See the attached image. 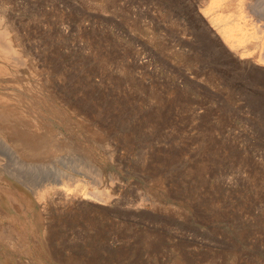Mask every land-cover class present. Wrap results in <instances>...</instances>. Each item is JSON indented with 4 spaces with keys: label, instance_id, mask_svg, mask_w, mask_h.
Returning a JSON list of instances; mask_svg holds the SVG:
<instances>
[{
    "label": "rangeland",
    "instance_id": "1",
    "mask_svg": "<svg viewBox=\"0 0 264 264\" xmlns=\"http://www.w3.org/2000/svg\"><path fill=\"white\" fill-rule=\"evenodd\" d=\"M263 1L0 0V264H264Z\"/></svg>",
    "mask_w": 264,
    "mask_h": 264
},
{
    "label": "bare ground",
    "instance_id": "2",
    "mask_svg": "<svg viewBox=\"0 0 264 264\" xmlns=\"http://www.w3.org/2000/svg\"><path fill=\"white\" fill-rule=\"evenodd\" d=\"M260 2H261V1H260ZM263 2H264V1H263ZM250 4H251V3H250ZM224 7H225V6H224ZM263 14H264V13H263ZM222 28H224V27H222ZM227 28H228V27H227ZM224 29H225V28H224ZM224 29H223V30H224ZM227 30H228V29H227ZM248 38H249V37H248ZM248 38H247V39H248ZM247 41H248V40H247ZM245 44H247V42H246ZM245 44H243V45H245ZM249 47H250V46H249ZM243 48H244V47H243ZM1 55H2V53H1ZM6 56H7V55H6ZM2 69H3V68L0 67V71H1ZM3 70H5V69H3ZM17 111H18V110H17ZM21 113H22V112H21ZM15 114H17V113H15ZM19 115H20V113H19ZM23 115H24V114H23ZM22 118H23V117H22ZM37 124H38V123H37ZM0 125H1V124H0ZM30 125H31V123H30ZM30 125H29V128H30ZM33 125H34V124H33ZM2 127H6V126L2 125ZM31 127H32V126H31ZM36 127H37V126H36ZM6 129H8V127H7ZM16 131L19 133V131H18L17 129H16ZM3 133H4V132H3ZM16 134H17V133H16ZM20 134L22 135V133H20ZM23 134H24V132H23ZM3 135H4V134H3ZM26 135H27L26 137H28V134H27V133H26ZM20 137H21V136H20ZM10 138H11V137H10ZM18 138H19V136H18ZM29 138H30V137H29ZM3 139H4V138H3ZM11 139H13V138H11ZM21 139H22V137H21ZM32 139H34V138H32ZM32 139H31V140H32ZM14 140H15V139H14ZM14 140H13V142H15ZM24 140H25V139H24ZM26 140H28V139H26ZM36 140H37V139H36ZM51 140H52V139H51ZM17 141H18V140H17ZM17 141H16V143H17ZM5 142H7V141H5ZM18 142H19V141H18ZM25 142H26V141H25ZM29 142H30V139H29ZM34 142H35V139H34ZM60 142H62V141H60ZM16 143H15V144H16ZM27 143H28V141H27ZM27 143H26V146L28 145ZM5 144H6V143H5ZM9 144H10V143H9ZM13 144H14V143H13ZM57 144H58V142H57ZM19 145H21V144H19ZM19 145H18V146H19ZM33 145H34V144H33ZM35 145H36V143H35ZM10 146H11V145H10ZM26 146H25V150H26ZM46 146H47V145H46ZM22 147H23V146H22ZM55 147H56V146H55ZM55 147H54V148H55ZM58 147H59V146H58ZM60 147H61V146H60ZM60 147H59V149H61ZM23 148H24V147H23ZM23 148H22V150H23ZM33 148H34V147H33ZM48 148H50V147H48ZM54 148H53V149H54ZM20 149H21V146H20ZM51 149H52V148H51ZM51 149L48 150V151H50V152L52 153V150H51ZM57 149H58V148H57ZM16 150H17V149H16ZM16 150H15V152H16ZM27 150H28V149H27ZM1 151H2V150H1ZM19 151L21 152V150H19ZM31 151H32V150H31ZM42 151H43V150H42ZM48 151H46V152H48ZM53 151H54V150H53ZM20 152H18L17 155H18ZM26 152H27V151H25V153L22 152L23 155L26 154L24 158H25V159L27 158V159L24 160V161H28V157H26V156H29V157L32 156L31 153H29V152L26 153ZM43 152H44V151H43ZM22 153H21V155H20L21 157H22ZM32 153H33V152H32ZM39 153L41 154V152H39ZM36 154H38V153H35V156H34L35 158H33V157H30V158H32L33 160H35V159L37 158V157H36ZM40 154H39V155H40ZM42 154H44V153H42ZM15 156H16V155H15ZM20 156H19V157H20ZM42 156H43V155H42ZM42 156H40V157H42ZM46 156H47V154H46ZM46 156H44V157H46ZM8 157H9V155H8ZM44 157H43V158H44ZM19 159H20V158H19ZM19 159H18V160H19ZM21 159H22V158H21ZM32 159H30V160H32ZM37 159H38V158H37ZM44 159H46V158H44ZM22 160H23V159H22ZM39 160H40V158H39ZM27 163H28V162H27ZM7 164H9V163H7ZM16 164H18V163H16ZM14 165H15V164H14ZM29 165H30V164H29ZM17 166H18V165H17ZM13 167H15V166H13ZM30 167H31V166H30ZM1 168H2V167H1ZM4 168H5V167H4ZM9 168H11V167H9ZM15 168H16V167H15ZM31 168H32V167H31ZM6 169H7V168H6ZM21 169H22V168H21ZM9 170H10V169H9ZM15 170H17V169H15ZM2 171H3V169H2ZM4 171H5V170H4ZM4 171H3V172H4ZM5 172H6V171H5ZM5 172H4V174H5ZM9 172H10V171H9ZM16 172H18V171H16ZM12 173H14V172H11V174H12ZM9 174H10V173H9ZM9 174H8V175H9ZM18 174H19V173H18ZM20 174H21V172H20ZM1 175L3 176V174H1ZM14 175H15V174H14ZM14 175L12 174L11 176H14ZM18 176H19V175H18ZM14 177H15V176H14ZM14 177H12V178L14 179ZM18 178H19V177H18ZM21 178H22V177H21ZM1 179H3V177H2ZM13 179H12V180H13ZM6 181H7V180H6ZM9 182H10V181H9ZM9 182H8V183H9ZM21 182H22V181H21ZM9 184H10V183H9ZM7 185H8V184H7ZM11 188H12V187H11ZM33 196H34V195H33ZM10 202H11V201H10ZM12 203H13V202H12ZM11 206H12V204H11ZM14 207H15V206H14ZM18 207H19V206H18ZM17 210H18V209H17ZM24 216H25V215H24ZM2 218H3V216H2ZM24 218H25V217H24ZM15 222H16V221H15ZM23 228H24V227H23ZM0 230H1V229H0ZM20 233H21V232H20ZM24 234H25V233H24ZM35 239H36V238H35ZM23 242H24V240H23ZM14 248H15V247H14Z\"/></svg>",
    "mask_w": 264,
    "mask_h": 264
}]
</instances>
